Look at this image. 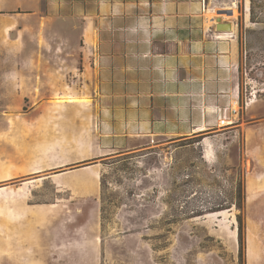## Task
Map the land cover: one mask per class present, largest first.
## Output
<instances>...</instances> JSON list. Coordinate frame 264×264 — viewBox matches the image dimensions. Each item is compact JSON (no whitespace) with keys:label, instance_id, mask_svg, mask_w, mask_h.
Listing matches in <instances>:
<instances>
[{"label":"rangeland","instance_id":"obj_1","mask_svg":"<svg viewBox=\"0 0 264 264\" xmlns=\"http://www.w3.org/2000/svg\"><path fill=\"white\" fill-rule=\"evenodd\" d=\"M231 1L238 15L224 19L239 43L241 111L246 97L264 101V0H248L247 14L246 0ZM4 18L0 264H264V196L246 201L241 132L218 138L210 161L202 141L213 131L92 158V106L70 97L81 65L68 32ZM238 214L241 260L238 232L234 246L226 239Z\"/></svg>","mask_w":264,"mask_h":264},{"label":"crops","instance_id":"obj_2","mask_svg":"<svg viewBox=\"0 0 264 264\" xmlns=\"http://www.w3.org/2000/svg\"><path fill=\"white\" fill-rule=\"evenodd\" d=\"M230 2L0 0V18L12 26L68 32L81 65L70 97L92 106V158L213 131L202 141V157L210 161L218 138L241 132L251 162L244 172L246 201L255 203L264 196V101L246 97L250 101L239 110L235 24L229 21L233 31L225 33L215 21V12ZM67 96L59 93L58 101ZM222 112L224 125L218 123Z\"/></svg>","mask_w":264,"mask_h":264},{"label":"bare ground","instance_id":"obj_3","mask_svg":"<svg viewBox=\"0 0 264 264\" xmlns=\"http://www.w3.org/2000/svg\"><path fill=\"white\" fill-rule=\"evenodd\" d=\"M246 2V5H245V12L246 14L248 13L249 11V6H248V0L245 1ZM235 7V6H234ZM234 15H238L237 14V10H234ZM29 182H32V181H29ZM229 210H225V211H219V212H215V213H211V214H208L207 216L208 217H213V216H218V217H223L225 216V214L228 212ZM229 225L231 226V229L230 231L226 234V239L229 241V243L234 246V244L236 243L237 241V226L235 227L236 225V220L232 219L229 221ZM230 228V227H229Z\"/></svg>","mask_w":264,"mask_h":264},{"label":"trees","instance_id":"obj_4","mask_svg":"<svg viewBox=\"0 0 264 264\" xmlns=\"http://www.w3.org/2000/svg\"><path fill=\"white\" fill-rule=\"evenodd\" d=\"M252 2V0H250ZM252 6H250V18L252 19L253 17V12H252ZM237 208L238 209H241V206L239 204H236ZM236 221L238 223V256L241 260V256H242V253H243V239H242V220H241V215L238 214L236 216Z\"/></svg>","mask_w":264,"mask_h":264},{"label":"built area","instance_id":"obj_5","mask_svg":"<svg viewBox=\"0 0 264 264\" xmlns=\"http://www.w3.org/2000/svg\"><path fill=\"white\" fill-rule=\"evenodd\" d=\"M234 10H237V7L235 6H228V7H225V8H222V9H220V10H218L217 12H222V13H224V14H221V15H218L219 17H221V18H224V16L227 14L228 15V18H231V20L232 19H234L235 17H234ZM255 96H254V94L252 95V98H254ZM250 101V99H248V100H246V103L247 102H249ZM225 121H226V117H225V114L222 112V116H220L219 118H218V123L220 124V125H224L225 124Z\"/></svg>","mask_w":264,"mask_h":264},{"label":"water","instance_id":"obj_6","mask_svg":"<svg viewBox=\"0 0 264 264\" xmlns=\"http://www.w3.org/2000/svg\"><path fill=\"white\" fill-rule=\"evenodd\" d=\"M216 21V30L220 31V32H225V33H232L233 31V23L232 22H222V18L221 17H217L215 19ZM43 176V178L47 177Z\"/></svg>","mask_w":264,"mask_h":264}]
</instances>
